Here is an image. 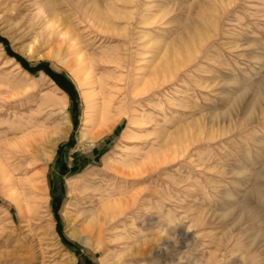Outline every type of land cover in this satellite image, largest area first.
I'll return each mask as SVG.
<instances>
[{"label":"rangeland","instance_id":"1","mask_svg":"<svg viewBox=\"0 0 264 264\" xmlns=\"http://www.w3.org/2000/svg\"><path fill=\"white\" fill-rule=\"evenodd\" d=\"M44 17L68 38L81 43L82 56L93 66L98 102L102 104L107 96L98 84L105 80L115 99L113 112L136 116L140 121L136 126L122 116L101 138H96L98 129L82 138V89L66 67L74 56L67 44L60 46L43 38ZM263 17L264 0H0V98L4 99L0 100V136L14 135L7 119L15 113L51 127L53 124L44 121L46 112L38 115V108L44 107L45 95L52 92L67 96L65 111L71 121L68 136L58 143L50 160L37 168L46 183L43 196L26 187V201L19 209L0 187V264H69L72 259V264H122L124 260L127 264H216L217 242L238 218V214H229L232 218L221 224L224 203L228 208L231 202L238 203L251 186V181L243 188L235 184L242 182L235 174L239 162H245L243 154L248 144L258 163L256 169L264 160L256 157L261 148L252 141L264 138V119L241 127L247 117L244 112H239L241 116L233 112L231 118L223 116L230 113L227 111L239 95L235 94L242 86L240 81L247 88L242 86L249 109H255V114L260 105L264 109V101L258 96V85L264 78ZM29 48L35 51L33 58L27 56ZM165 53L170 58L167 77L160 73L166 65ZM107 55L127 56L124 67L115 71L114 66L102 63ZM15 82L21 85L17 84L18 90L12 84ZM147 85L150 90L142 91L143 87L148 89ZM129 131L134 137L125 136ZM176 131L182 138L174 142H182V149L168 153L167 163L161 161L160 167L157 163L142 166L147 149L151 150L153 144L163 145L166 139L162 136ZM200 137L201 141L196 140ZM158 148L148 156L166 153V149L158 152ZM106 159L114 162L113 169L106 166ZM118 168H126L122 171L126 174L121 175ZM103 190L114 194V200L132 202L127 203L121 229L133 239L141 232L155 248L148 246L145 255L121 260L122 255L129 254L132 241L106 233L101 239L89 235L90 244L83 245L71 237L70 233L80 226L78 221L74 229L68 226L66 208L69 206L75 219L79 208H90L88 197L97 199ZM225 192L233 193L235 199L224 202ZM159 210L165 218H156ZM169 219L181 226L173 229L171 241H162L158 229ZM261 220L264 222V209ZM180 230L189 233L186 242L180 239ZM167 243L172 247L165 258L156 256V252L165 251ZM240 257L236 253L226 264L229 260L228 264H241Z\"/></svg>","mask_w":264,"mask_h":264},{"label":"bare ground","instance_id":"2","mask_svg":"<svg viewBox=\"0 0 264 264\" xmlns=\"http://www.w3.org/2000/svg\"><path fill=\"white\" fill-rule=\"evenodd\" d=\"M16 1H19V0H16ZM20 1H23V0H20ZM13 10H17V9L16 8L15 9L13 8ZM257 13H256V15H257ZM212 20H213V18H212ZM42 21H44V23H43V26L44 27L42 28V31L44 33L43 38L46 39L48 42H50V41L51 42L56 41V44H58L60 46L63 45V44H67L68 45V48L67 49H69L70 55H72V57L74 56L73 58L71 57L72 58V60H71L72 62H70L67 65L65 64V65L69 69L70 73L72 74V76L74 77V79L76 80V82L78 83V86L82 89L81 96H82L83 102L85 104V106H84V119H83V123H82V127L83 128H82V132H81L82 138H88L89 133L92 132V131H94V130H96V129H98V131H97L98 133L96 132L97 133L96 138H101L104 134L107 133V130L110 129L108 127L112 123L117 122L118 120H120V118L122 116L128 117L129 120H130V124H132L133 126L134 125L136 126V124L138 122H140V121H137L138 119L136 118V116L130 115L129 112H113V110H114L113 109V107H114V100L115 99L112 97V92L111 91H108V89H107V87L110 86V84L107 83L105 80H101V81L98 80L99 81L98 84L100 83L99 86L101 88L102 93L106 94L107 96L103 99V101H102L103 103L102 104H100L98 102V98H99L98 97V90H97L98 88L95 87V84L97 82L94 81V78H93V75H92L93 66L90 65L91 63L90 64L88 63L89 62V58H88V62H87V59L84 57L85 55L82 56V54H83V53L81 54V51L82 50H80V48H79V44L81 46V43H79V41L75 40L73 37H69L68 38L67 37V34L62 33V31L59 30L57 28V26L50 25V23H49L50 20L48 21L47 20V17H44ZM6 22H9V20L6 21ZM214 22H212V23H214ZM39 24L41 25V23H39ZM216 29H217V27H216ZM74 37H76V36H74ZM192 44H190V45H192ZM190 45H189V48H190ZM193 47H194V45H193ZM189 48H187V49L188 50H191ZM187 52L189 53V51H187ZM27 53H28L27 56L30 57V58H33L34 55H35V51L32 50L31 48H29V50H28ZM249 54H251V53H249ZM170 55H172V54H170ZM187 56L189 57L188 54H187ZM259 56H261V55H259ZM164 57L166 58V53H165V56ZM104 58H105V56H104ZM126 58H127V56L124 57V56H121V55H117L115 57L113 55H107L105 59H102L101 60V62L104 63V64H109V65L114 66L115 71H117V70H119V69H121V68L124 67L123 65L126 62L125 61ZM180 58H181V56H180ZM169 60H170V58L167 57L166 58V65H164L162 67L161 71H160V73L163 76H165V77H167V75H168V70H169V63H168V61ZM175 60H177V59H175ZM163 62H165L164 59H163ZM184 68H185V66H184ZM181 74H182V72H181ZM180 78H182V77L180 76ZM248 78L251 79V76L249 75ZM148 81H150V80H148ZM155 81H157V80H155ZM236 81H234V82H236ZM151 83H153V82H151ZM240 83L242 84V86L244 88H246L244 82L240 81ZM12 84L17 89L19 83H16L15 82V83H12ZM139 84H138V86H140ZM148 84H150V83H148ZM160 84H162V83H160ZM145 85L146 84H144V85L141 84V87L142 86H145ZM19 86H21V85H19ZM242 86L238 88V91L235 94V95H237L239 93V95L236 97V99H234V103L232 102L233 103L232 109H230V110L227 111V112H230V113L228 115L226 114V115H223V116L224 117L231 118V117H234L235 116V115L232 116L233 112H237V115L238 116H241V115H239V112H244L245 115L247 114V117H246V119L245 118L243 119L244 120L243 121L244 123L241 122V125L240 124L239 125L241 127H246V126H249V125L253 124L255 121H260V120L264 119V109H263L262 105H260L259 106V109L257 110V111H259L258 114H255L256 113V112H254L255 109L254 110H252V109L250 110L249 109V107H248V101L247 100L245 101V99H246V92L244 91V89L242 88ZM258 87H259V91H258L259 92V95L258 96H259L260 99H262L264 101V78H263V80L261 82H259ZM145 88L143 87L142 88V91H146L147 92L148 90H150L151 87L148 86V89L147 90H144ZM139 89H141V88H139ZM136 90L139 91L137 88H136ZM233 90H234V88H233ZM258 92H257V94H258ZM140 93L141 94H144V92H140ZM1 95L2 94L0 93V96ZM0 100L3 101L4 99L0 98ZM43 100H44V102H43V106L44 107L38 108L39 109V114L38 115H40V113H42V112H46V114H44V116H45L44 121H49L51 124H53L51 127H49L46 124H44L43 121H40V120L37 121L36 120V123H34L33 122L34 121L33 120L34 118H31V117L30 118H26V117L24 118L23 115H18L17 113H15L12 118L8 117L9 119H7V120H10L11 128L10 127L9 128L13 132L14 135H7V134H5L6 136H4V137H2V135L0 136V187H1L2 190L5 191V193L8 195V197L11 198L16 203V204L15 203L14 204L15 205H18L19 209H22L23 202H24V200L26 201V195H27L26 194V191H27L26 187H29V190L30 191L35 190V191L39 192L42 196L46 192L47 189H46L45 180H43L42 173H39L37 171V168L39 166H41L42 163H44L45 161L50 160V157L54 153V150L57 147L58 143L61 142L62 140H64L68 136V134H69V132L71 130V121H70V118L68 116V113L65 111L66 108H67V106H68L67 96H65L64 94L62 96H58L56 93L52 92V93H49V94L45 95V98ZM151 100H153V99H151ZM153 101L155 102V100H153ZM258 101H256V102H258ZM148 102H150V101H148ZM254 105H256V104H254ZM16 106L17 105H15L14 107H16ZM252 106H253V104H252ZM48 108H49V110H47ZM250 108H253V107H250ZM29 109H31V108H29ZM29 112H28V114H29ZM140 117H141V115H140ZM234 123H237V122H234ZM142 124H143V122H142ZM263 125H264V121H263ZM156 126H157V124H156ZM159 127H160V125H159ZM177 127H175V128H177ZM36 128L38 129L37 131L34 130ZM180 128H181V126H180ZM183 129H185V127ZM252 130H254V129H252ZM173 131H175V130H172V132ZM129 132H131V133H129ZM129 132H127L125 134V136L126 137H130V136L131 137H134L133 131H129ZM5 133H7V132H5ZM199 133H200V131H199ZM2 134H3V132H2ZM180 134H181L180 131H178L176 134L174 132V135H171V136H167V137L166 136H162L163 140L166 139V142H164L163 145H161L160 143H159L160 145H158V146H156L155 144H153L151 150L150 149H147V150H149L148 152L146 151L147 153L142 150L143 152L146 153V155H145L146 158H144L146 160V162H144L142 164V166H145L146 167V166L150 165V164L147 165V163H151V165L153 163H157L156 165L159 166L160 163H161V161L163 163L164 160L166 159V157H168V153H170V152L172 154L173 153L174 154L175 153H178L180 151V149H182V144H181L182 142H180V144H177L174 141L177 138L180 140V137H181ZM148 136H150V135H148ZM211 138H209V139L211 140ZM212 139H214V138H212ZM126 140H129V139H126ZM196 140H198V141L200 140L201 141V137L199 139L196 138ZM185 141H187V139ZM192 141H190V142H192ZM252 141H254V143L258 144L259 145V148H261V149H258L257 152H256V157L261 160L262 157H264V138H260V139L257 138L256 140H254V138H253ZM172 142H174V143H172ZM170 143H172V144L170 145ZM174 144H175V146H174ZM129 146H131V145H129ZM242 146H243V144H242ZM157 147H159L158 148V152L163 151V149H166V151H165L166 153H162V154L155 155V156H157L155 158H153V157L150 158L148 155H150V153H151V155H154L152 153L153 152L155 153L154 150H157L156 149ZM186 147H188V146H186ZM248 147H250V148L248 149ZM248 147H247V149L245 148V153L243 154L244 155L245 162H239L240 165L236 168V174L235 175L238 176V177H240L241 180H242V182L239 181V182H237L235 184H236L237 188H243L245 186L247 187L248 186V183L251 181V186H249V187L246 188V192L245 193H242L243 194V197L241 198V201L239 200V202L237 201L238 203H235V204H233L234 202H231L232 205L229 208L224 203L225 208L222 207L224 210H223V213L221 214L222 215L221 216L222 219H220V221L222 220V223L221 224L227 223L226 222L227 217H231V216L234 217L235 215L238 214V218H237L236 223H234L232 225V227L227 232H224L223 235L220 236L219 242H217L216 249H215V252H214L215 253L214 255H216V256L213 255L214 257H216L217 260L219 259L216 264H222V261H224L223 264H226V261L228 260V258H231L232 259L233 256L236 253H240L241 254V257H242V258L240 257L241 258V260H240V263L241 264H264V238H263L264 237V222L261 220V212L264 209V160H263V162H260L261 163V166L259 167V169L258 168L256 169V166L258 165V163L256 162V159L252 155L251 145L248 144ZM242 150H244V149H242ZM185 151H187V148L185 149ZM177 155H179V154H177ZM114 156H115V154H114ZM165 162H166V160H165ZM113 163L114 162L111 161V159H106L105 160V164H106V166L108 168L111 167V169H113V167H112V166H114ZM36 164H38V165H36ZM139 167H141V165H139ZM145 167H143V168H145ZM126 168H127V166H126ZM126 168H123V169L124 170H127ZM223 168H224V166H223ZM123 169H122V171H124ZM122 171L119 169V173L122 172ZM138 171H139V169H138ZM141 171H140V173H141ZM148 171H150V170H148ZM110 172H111V170H110ZM125 172H127V171H125ZM122 173H120V174L121 175H123V174L125 175L126 174V173H123V174ZM143 173H144V171H143ZM19 175H23L24 176L23 179H21L19 177ZM129 175L127 177H129ZM140 175H142V174H140ZM99 186H100V184H99ZM226 191H227V189H226ZM114 196L115 195L112 194L111 192H108L107 190H103V191H101V193H100V195H99V197L97 199H94L93 197H88L90 199V203H89L90 204L89 205L90 208H86V207L79 208L78 209V214L76 213L77 216H76L75 219H74V216L72 215L73 213H71V211L69 210V206L67 205L68 207L66 208V211L64 213V216L66 217V220L68 222V226L71 229H74L77 224H79V226H80L77 231H74L73 233H70L71 237L74 238L75 240H77L79 242V244L81 243L83 245H89L90 244V239H89L90 237H88L89 235H91V236L92 235H97L98 239H101L106 233H108L112 238L113 237H115V238H121L123 240L132 241V243H133V244L131 243L132 246H130V250L128 252L129 254L122 255L121 256V260L126 259V258H135V257H138V256L145 255V253L148 251V250H146L147 247L152 245L151 244V241L148 240L147 237H146V235H143L141 232L138 233V234H136L135 237H134V239L132 238V236L131 237L129 236V232L128 233H126V232L124 233L123 232V229H121L123 227V224H124L122 217H124V215L126 214V210L129 208V205L127 204L129 202L126 203L124 201H120L119 199L118 200H114L113 199ZM131 196H133V195H131ZM237 196H236V198H237ZM128 197H130V196H128ZM223 197H224V200L223 201L226 202V203L227 202L229 203L230 200L235 199V195L233 193H228V192L223 193ZM131 203H129V204L132 205ZM27 204L30 205L29 203H27ZM152 208H154V206ZM161 210H163V209H161ZM228 210H232V211L231 212H228ZM27 211H29V210H27ZM23 212H25V211L23 210ZM26 213L27 212H25V214ZM162 213L163 212L159 210L158 217H156V218H158V219L165 218L164 217V214H162ZM170 213H172V212L170 211L169 214L166 217L170 218V215H171ZM147 214H150V213H147ZM229 214L231 216H229ZM201 215L203 216V214H201ZM202 219H203V217H202ZM202 219H199V220L203 221ZM131 220H133V219H131ZM153 220L155 221V219H153ZM76 221H78V222L75 225V222ZM201 221H198V222L200 223ZM232 223H233V221H232ZM225 226H226V224H225ZM222 228H224V227H222ZM203 231H204V229H203ZM171 233H173V229H171ZM180 236H181L180 239L182 241H185L189 237V233L188 232H185L184 230H180ZM157 241L158 240H156V242ZM96 242H98V241H96ZM110 242H111V240H110ZM152 243H154V242H152ZM128 244H130V242ZM119 245H121V244H119ZM96 246H97V244H96ZM98 246H100V245H98ZM170 246L167 243V246H166L165 251H163V250H162V252H160V251L159 252H156L155 251L156 252V256L161 257V258L164 257V256H166L165 255L166 252L167 251L168 252L170 251V249H169ZM153 247L155 248V246H153ZM203 248H205V247H203ZM124 253L126 254V252H124ZM150 253H147V254H150ZM203 254H205V253H203ZM70 255H72V254H70ZM237 255H239V254H237ZM116 258H118V257H116ZM74 261H75V259H72L71 260V263H69V264H72ZM229 261L227 262V264L229 263ZM122 264H127V263L124 260V262H122Z\"/></svg>","mask_w":264,"mask_h":264},{"label":"clouds","instance_id":"3","mask_svg":"<svg viewBox=\"0 0 264 264\" xmlns=\"http://www.w3.org/2000/svg\"><path fill=\"white\" fill-rule=\"evenodd\" d=\"M179 226H181V225L179 224L178 221H175V220L167 221L166 226H163L160 229H158L159 235L162 238V240L166 239L168 241H171L172 240L171 229H176ZM188 231H190V230H188Z\"/></svg>","mask_w":264,"mask_h":264}]
</instances>
